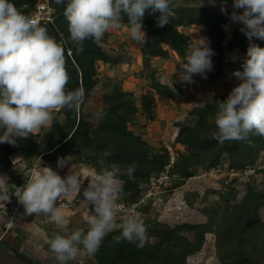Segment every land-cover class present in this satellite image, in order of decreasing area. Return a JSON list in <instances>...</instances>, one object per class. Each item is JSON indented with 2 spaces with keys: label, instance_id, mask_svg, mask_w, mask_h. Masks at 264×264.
I'll return each mask as SVG.
<instances>
[{
  "label": "trees",
  "instance_id": "trees-1",
  "mask_svg": "<svg viewBox=\"0 0 264 264\" xmlns=\"http://www.w3.org/2000/svg\"><path fill=\"white\" fill-rule=\"evenodd\" d=\"M210 1L218 6L217 12L214 8L203 6L175 7V0H172V16L163 27L158 26V12L145 13L141 21L142 30L147 36L142 47L144 71L150 70L152 59L166 58L170 51L185 59L190 38L180 30L183 27L201 25L208 28V37L215 53L211 58L215 65L208 75L210 81L223 77L225 69L229 67L226 51L239 49L242 53H247L250 43L245 35L225 44L223 25L232 19L231 12L224 8V4L229 2L233 5V0ZM10 2L29 17L40 2L54 9L53 22H42L40 26L45 27L48 34L64 48L66 70L70 77L67 90L82 88L85 95L79 111L67 108L59 110V114L64 115L65 119L62 122L54 115L49 131L17 138L14 145L0 143L2 160L6 166H10V161L14 165L13 154L18 149L29 157H39L49 164L74 153L78 162L90 163L98 172L112 167L120 168L122 172L118 176L123 181L121 194H128L130 203L138 200L143 192L142 186L168 170L170 154L152 153L149 143L136 135L130 129V124L140 111L147 119L155 121L158 101L176 99L177 92L156 80L153 73L147 74L153 80L152 91L142 94L141 103L137 106L131 92L115 87L104 96L105 106L100 112V122L95 127L86 118L85 100L99 83L97 63H116V60L109 56L98 41L91 38L83 42V51H78L81 46L71 40L68 21L64 15L67 0L64 3H57V0ZM222 7L225 9L223 12ZM238 10L240 13L243 11ZM122 23L129 26L126 16ZM258 40L255 44L264 47V40ZM228 95H216L205 106L195 107L191 112L194 121L179 124L175 142L186 146L188 155L181 156V164L171 166L170 174L180 176L182 182L195 175V167L217 165L225 154L229 155L233 169H244L247 165L254 164L260 150L264 149V138L256 135H252L250 141H225L223 144L214 138L218 132L214 122L218 103L225 101ZM100 159L105 160L104 165L100 163ZM133 163L136 170L134 178L129 179L126 170ZM19 184L24 185L21 181ZM262 184L261 189H249L240 203L231 205L232 210H223L220 221L215 225L184 223L172 228L164 223H155L149 231L158 242L148 241L142 249L127 241L114 243L113 237L119 235L118 230L103 239L92 257L96 264H188V257L202 250L206 233L214 227L221 264H264V221L260 216V210L264 208V182ZM182 230L195 233V240L181 235Z\"/></svg>",
  "mask_w": 264,
  "mask_h": 264
},
{
  "label": "clouds",
  "instance_id": "clouds-1",
  "mask_svg": "<svg viewBox=\"0 0 264 264\" xmlns=\"http://www.w3.org/2000/svg\"><path fill=\"white\" fill-rule=\"evenodd\" d=\"M64 3V0H57ZM172 0H67L64 15L73 42L81 47L87 39L99 41L104 34L121 26L128 18L131 38L145 44L146 33L141 23L146 12H158V26L169 23ZM235 9L231 19L243 25L241 31L251 41L264 40V0H233ZM221 11H225L222 7ZM206 37L191 46L180 66L182 82H193V76L213 68L214 51ZM233 75L241 81L225 101H219L214 118L218 132L214 138L225 141H250L252 135L264 138V47L250 43L242 71ZM69 74L66 70L64 48L52 38L45 27L17 9L10 0H0V143L14 145L17 138H27L42 127L50 125L54 112L67 108L79 111L84 102V90H67ZM40 162L41 159L39 158ZM58 160V167L65 165ZM135 163L127 168L129 179L134 178ZM83 191L86 204L93 209L85 217L87 231H70L69 220L57 201ZM83 180L71 173L61 177L49 166L35 169L22 187H15V197L23 205L26 215H43L60 230L45 236L58 264L76 261L82 252L95 255L103 239L116 230L114 243L127 241L137 248L148 242L147 226L136 214L119 215L123 207L118 198L122 192L116 172L102 169L92 171ZM7 177L0 175V201H8ZM119 218V222H118Z\"/></svg>",
  "mask_w": 264,
  "mask_h": 264
},
{
  "label": "rangeland",
  "instance_id": "rangeland-1",
  "mask_svg": "<svg viewBox=\"0 0 264 264\" xmlns=\"http://www.w3.org/2000/svg\"><path fill=\"white\" fill-rule=\"evenodd\" d=\"M180 6H203L214 8L216 12L218 11V6L210 0H175V7ZM224 8L229 9L231 14L233 12L240 14L239 10L235 9L229 2L224 4ZM170 16H172V13ZM242 27L241 23L233 20L223 25L226 33L225 44L244 35L241 31ZM180 30L190 38L187 53L191 46L197 43L201 37H206L210 41L209 46L214 51L211 40L208 37L207 27L197 25L183 27ZM256 40L258 39L253 38L251 41L247 39V42L255 43ZM98 42L109 56L116 60V63H97L99 83L90 97L85 100L84 108L86 118L95 127L100 122V112L105 106L103 98L115 87L124 92H131L134 95V101L137 106L141 103V95L152 91L151 83L153 80L147 74L151 75L153 73L156 80L169 85L177 92L176 99L158 101L155 121H150L140 111L130 124V129L149 143L152 153L171 151L175 156L174 163H172V157L170 158L168 170H165L159 176L153 177L149 184L142 186L143 192L138 200L130 203L131 200H129L128 194H120L117 201L123 206L119 211V215L136 213L144 221L147 226L148 241L152 243L158 242V239L150 235L149 231L151 227H154L155 223H164L172 228L184 223L192 225L213 223L215 225L220 221L223 210L226 208L232 210L231 205L240 203L249 189L252 187L262 188V183L264 182V149L260 150L254 164L247 165L241 170L233 169L230 166L229 155L225 154L217 165L195 167L193 169L195 175L183 182L180 176L170 174L172 171L171 166L181 164L183 162L181 156L183 154L188 155L186 146H181L175 142L179 124L190 120L194 121L191 112L195 107L205 106L211 102L216 93H218L217 95L229 94L241 82L233 75V72L235 70L242 71V63L246 58V54L239 49L226 51V62L230 65L225 69L223 77L210 81L208 79L210 71H208L206 73L207 78L202 77L200 74H195L196 76L194 75L192 78L193 82L188 83L182 82L179 78L182 71L180 66L185 59L172 51L166 58L152 59L150 70L144 71L142 58V47L144 44H140L131 38L130 27L126 23H121L119 28L106 32ZM212 63L214 66L215 63L213 61ZM171 100L175 101L172 103L170 102ZM171 106H177L180 109L176 107L175 111H173L170 109ZM170 112H172L171 115L165 118L167 113ZM53 115L57 116L62 122L65 119L64 115L59 114V111L54 112ZM50 129L51 124L42 127L35 134L43 133ZM64 160L66 164L63 167H58V160L53 161L52 164L46 163L43 159L40 162L39 157H29L18 149L13 154V162L15 164L13 165L10 161L9 169L12 170L11 173L14 178L18 179V183L21 181L23 184L29 179L31 173L40 166L51 167L62 178L75 173L82 180L88 177L92 171H97L90 163L78 162L74 153L65 157ZM100 163L104 165L105 160L100 159ZM110 170L116 172L117 176L122 172L118 167H112ZM255 171L257 173L252 175ZM249 173L252 176H248ZM120 181L122 189L123 181L121 179ZM88 183V179H84L78 195L72 194L57 201V206L61 207L62 211L65 212L69 224H71L69 226L71 231L76 229L87 231L88 229L85 217L93 211L90 205L83 202V191L87 188ZM260 216L261 220L264 221V208L260 210ZM210 227L212 228L213 226ZM213 228L206 233V240L202 250L188 257V264H221L217 254V238L216 234L213 233ZM181 235L188 237L192 241L195 240V233L193 232L182 230ZM81 254L85 258L82 261L78 259L79 264H96L92 256L85 252Z\"/></svg>",
  "mask_w": 264,
  "mask_h": 264
},
{
  "label": "crops",
  "instance_id": "crops-1",
  "mask_svg": "<svg viewBox=\"0 0 264 264\" xmlns=\"http://www.w3.org/2000/svg\"><path fill=\"white\" fill-rule=\"evenodd\" d=\"M176 107L171 106L170 109L175 111ZM177 108L180 109V107ZM172 112L167 113L165 118ZM2 156L3 153L0 150V175L7 177L8 187L14 194L16 189L13 185L16 187H22V185L18 183V179L14 178L12 170L6 166ZM6 202L0 201V264H58L49 245L45 243L46 235L51 237L54 232L60 231L56 225L43 215H26L25 210L22 209L15 215L13 226H8L12 212L9 205L5 208ZM70 225L68 224V228ZM84 258L81 254L70 264H79L78 259L82 261Z\"/></svg>",
  "mask_w": 264,
  "mask_h": 264
},
{
  "label": "built area",
  "instance_id": "built-area-1",
  "mask_svg": "<svg viewBox=\"0 0 264 264\" xmlns=\"http://www.w3.org/2000/svg\"><path fill=\"white\" fill-rule=\"evenodd\" d=\"M54 9L52 7H50L49 5L40 2L39 4L36 5L35 10L33 11V14L30 16L31 18L35 19L37 21V23L40 25V23L42 22H53V14H54ZM170 150V149H169ZM170 158L172 157V163H174V159L175 156L173 155V153L170 151ZM255 173H257L256 171L252 174L255 175ZM237 175V174H234ZM251 173L248 174V176H252ZM8 195L10 196V199L5 203L6 207H8L12 212V216H11V221L8 224V226H13V222H14V217L16 214H19L20 211L22 209H24L23 205L20 204L17 200V198L15 197L14 194L11 193V190L8 187Z\"/></svg>",
  "mask_w": 264,
  "mask_h": 264
}]
</instances>
